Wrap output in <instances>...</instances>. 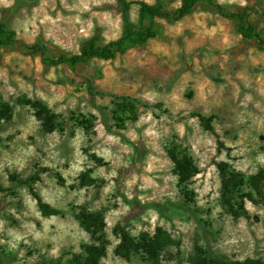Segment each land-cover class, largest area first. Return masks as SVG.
I'll return each instance as SVG.
<instances>
[{
	"label": "rangeland",
	"instance_id": "obj_1",
	"mask_svg": "<svg viewBox=\"0 0 264 264\" xmlns=\"http://www.w3.org/2000/svg\"><path fill=\"white\" fill-rule=\"evenodd\" d=\"M162 1L168 8L179 2ZM215 1L234 11L253 9L250 16L264 37V0ZM135 10L132 5L131 18ZM0 18L18 38L40 39L56 53L76 52L93 32L104 40L120 32L115 0H0ZM159 24L162 34L142 46L90 59L73 71L64 64L45 67L20 47L0 50V101L12 112L0 123V250L6 264H70L89 242L72 215L79 204L103 215L107 244L97 264H142L137 255L126 261L112 253L115 226L134 237L164 229L177 244L164 248L161 264H187L195 247L231 261L264 260V179L260 197L245 200L246 215L233 218L221 203L214 164L225 161L244 176L264 169V51L204 1L181 19ZM80 72L95 89L143 105L133 118L117 122L109 98L88 94ZM20 97L44 103L58 127L43 132L31 110L16 101ZM191 112L213 116L221 147ZM169 150L188 156L196 168L183 185L171 172ZM40 167L48 170L31 188L58 210L55 215L42 216L28 185L8 180L10 173L24 178Z\"/></svg>",
	"mask_w": 264,
	"mask_h": 264
},
{
	"label": "trees",
	"instance_id": "obj_2",
	"mask_svg": "<svg viewBox=\"0 0 264 264\" xmlns=\"http://www.w3.org/2000/svg\"><path fill=\"white\" fill-rule=\"evenodd\" d=\"M198 1H204L212 6L215 13L220 17L234 20L236 32L243 39L251 40L258 50L264 51V37L259 34L258 25L254 18L250 16L252 14L249 13L253 12V9H249V11L245 9L234 11L215 0H179L178 5L173 8L165 7L162 0H156L152 3L143 0H115L120 19L119 34L112 39L104 40L99 33L93 32L80 41L78 49L74 53H56L40 39L25 42L16 36L15 31L6 20L0 18V50L20 47L37 55L40 63L45 67L64 64L73 71L79 65L87 64L90 59H112L131 48L142 46L151 38L160 36L162 34L160 21L170 23L181 19L191 12ZM132 5L136 7L134 18L130 17L129 12ZM79 76L83 79L88 94L107 96L109 98V102L112 105L109 108V113L117 122L133 118L136 107L143 105L140 104L139 100L129 95L107 93L95 89L92 86L90 76L84 72H80ZM16 101L26 105L31 110L43 132H51L58 127L59 124L55 114L40 100L20 97L16 98ZM102 109H100L101 114L104 113ZM105 109L108 110V108ZM11 114V105L5 101H0V123L8 122ZM191 115L197 118L204 130L214 134L216 142L221 147L222 143L217 140V134H215L211 126L213 116H204L197 112H191ZM78 121L82 124L87 123L81 119ZM168 157L171 161V172L175 175L179 185L185 184L189 177L196 173V168L188 156L169 150ZM214 164L219 178V194L222 205L233 218L246 215L244 202L245 200L254 201L253 195L260 197L259 183L264 179V169H260L249 176H244L225 161H217ZM47 170L45 167L36 168L24 178H18L12 173L8 174L9 181L28 185L37 210L42 216L58 213L57 209L43 201L40 195L31 188V185L39 179V173ZM54 176L57 181H62L58 174L55 173ZM78 179L80 183H84L87 178L85 174L81 173ZM243 188H245L244 191H242ZM182 192L188 198L191 195L188 190L183 189ZM120 196L122 201L131 202L123 194ZM72 215L78 226L87 234L89 242L81 246L80 252L72 254L70 264H97L105 255V246L107 244L104 236L105 222L102 213L90 211L79 204ZM114 232L117 234L118 240L112 248V253L126 261L131 256L137 255L141 259L142 264H161L160 256L164 248L168 245L177 244L159 226L155 227L151 234L144 233L137 237L131 236L124 226H115ZM8 259L7 255L0 250V264H6ZM35 264L46 263L39 262ZM187 264H264V260L245 258L240 261H231L222 254H214L200 247H195L187 258Z\"/></svg>",
	"mask_w": 264,
	"mask_h": 264
}]
</instances>
